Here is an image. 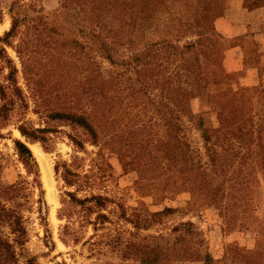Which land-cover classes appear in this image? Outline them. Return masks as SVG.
I'll use <instances>...</instances> for the list:
<instances>
[{"label":"trees","instance_id":"trees-1","mask_svg":"<svg viewBox=\"0 0 264 264\" xmlns=\"http://www.w3.org/2000/svg\"><path fill=\"white\" fill-rule=\"evenodd\" d=\"M225 1L89 0L88 4L92 3L91 13L95 16L91 19L95 27L103 28L104 19L118 18L123 31H126L120 39L128 35V25L133 24L138 30L139 26L158 17L161 21L175 20V26L168 30V35L182 37L195 33L197 38L188 39L184 45L178 43L180 38L174 42L169 36H164L156 50L161 51L160 54L148 55L145 61L137 62L139 77L146 74L143 70L153 61V56L161 63L155 60L151 64H157L166 71L156 73V81H163L162 84L166 85L164 91L167 92L169 107L165 112L167 174L175 186L183 185L193 193V197L219 209L227 225L241 219L242 225L253 228L257 235L256 246L241 255L240 264H264V213L260 214L258 209L261 202L264 203V118L260 122L255 121L258 114L252 105L253 96L241 91L245 88V70L230 69L225 61L231 41L215 27V20L222 15ZM106 5L111 8L106 9ZM116 10L120 13L118 17L112 14ZM104 11L111 14L103 15ZM20 25L18 16L13 15L10 30L0 36V125L11 121L13 113L22 115L33 102L34 111L39 113L45 124L36 127L28 120H21L17 127L28 140L40 141L46 149H52L51 135L59 132L61 124L71 127L67 136L74 151L70 159H60L55 164V171L66 187L60 209V216L67 219L64 233L77 237L78 225H92L97 230L112 222L111 214L119 210L118 217L134 223L138 230L150 228L162 222L165 216L179 211L177 207L166 206L150 214L135 212L127 216L119 191L110 192L106 188L107 182L115 181L113 166L107 159V148L102 142L107 124L100 109L103 105L101 97H104L102 90L106 89L109 77L101 71V67H97L96 62H90L85 78L69 81L76 84H73V90H76L70 93L51 91V84L46 85L44 77L39 75V63L34 60L25 42L13 44L12 38L17 35ZM226 39L229 45L223 48L222 42ZM100 41V48L107 53L111 48ZM6 45L15 47L18 53L24 86L20 84V69ZM208 45L209 49H206ZM109 53L105 56L114 61ZM165 53H169L167 59H164ZM32 68L36 71L33 72ZM141 81L147 85L146 80ZM53 94L56 98H66L61 101L60 108L47 104ZM195 99L201 103L199 113L192 110ZM211 115L215 116L217 124L212 121ZM184 116L201 132L206 160L200 148L192 146L184 139V134H180L183 125L180 121ZM14 142L20 160L34 178L33 181L20 179L9 185L0 184V264H38L36 256L26 249L28 230L24 210L34 184L40 186V171L29 145L19 138ZM88 143L100 146L98 151H93L94 156L86 147ZM38 202L42 216L45 205L42 196ZM113 204L116 207H110ZM192 225V222L176 225L174 230L179 231L187 226L185 230L188 234L178 233L166 247L159 242L152 245L135 241L132 236L118 238L115 243L122 258L136 259V264H174L188 257H201L205 264H217L208 252L201 254L191 250L188 244H181L187 241L185 235L193 232Z\"/></svg>","mask_w":264,"mask_h":264},{"label":"rangeland","instance_id":"rangeland-1","mask_svg":"<svg viewBox=\"0 0 264 264\" xmlns=\"http://www.w3.org/2000/svg\"><path fill=\"white\" fill-rule=\"evenodd\" d=\"M88 1L0 0V36L10 30L13 15L18 16L21 25L17 35L12 38L13 44L25 42L34 60L39 63V75L44 77L46 85L51 84V91L70 93L76 90H73L76 84L69 81L85 78L89 72V63L96 62L97 67H101V71L109 77L106 89L102 90L104 97H101L103 105L100 108L103 121L107 124L102 142L107 148L106 156L115 175V181L106 183L107 190L119 191L128 217L135 212L150 214L166 206L177 207L179 211L165 216L162 222L150 228L138 230L134 223L118 217L121 212L119 210L111 214L112 222L100 226L97 230L92 225H78L77 237L64 233L63 226L67 219L60 216V209L61 197L66 187L55 171V164L60 159H70L74 151V146L67 136L72 129L69 125L61 124L59 132L51 135L52 149H46L40 141L28 140L17 127L21 120H28L36 127L45 124L39 113L34 111L35 104L31 102L22 115L13 113L11 121L0 125V184L9 185L20 179L33 181L34 176L28 174L16 152V138L25 141L30 148L31 143H39L47 153V161L52 167V185L48 186L43 179L40 160L32 150L39 166L40 186L34 184L24 210L28 230L27 251L36 256L38 264H136V259L122 258L115 243L118 238L132 236L135 241L141 240L152 245L159 242L166 247L175 240L178 233L188 234L185 230L187 226L179 231L174 230L176 225L192 222L193 232L191 235H185L187 241L181 244H188L191 250L200 251L201 254L208 252L217 264H240L241 255L256 246L255 231L248 225H242L241 219L227 225L219 209L193 197V193L183 185L173 184L165 167V156L168 153L165 112L169 109L167 92L164 91L166 85L162 84L163 81H156V73L161 71L163 74L166 71L157 64H151L155 60L161 63L159 58L153 56V61L143 70L146 74L140 76L142 80H146L147 85L142 84L137 73V62L145 61L148 55L161 53L156 50L158 45L162 44V37L169 36L174 42H177L176 38H180L178 43L184 45L188 39L197 38L195 33L190 32L182 37L168 35V30L175 26V20L161 21V17H158L139 26L138 30H135V25H128V37L120 39L126 31H123L118 18L104 19L106 23L103 28L97 25L95 27L91 19V16H95L91 13L92 3L88 4ZM256 2L258 0L254 1ZM227 6L228 0L225 1L222 15ZM107 8L111 7L106 5ZM104 14L110 15L111 12L104 11ZM112 14L120 16L118 10ZM100 39L102 43L107 44V48H111L107 53L100 48ZM228 45L229 41L226 39L221 47ZM6 48L20 69V84L24 86L25 79L18 53L11 45H6ZM206 49H209V45ZM109 52L114 61L105 56ZM167 55L169 53H165L164 59H167ZM32 71L35 72L36 69L32 68ZM241 91L245 95L253 96L252 105L258 114L255 121L260 122L264 118V84L245 85ZM65 99L56 98L53 94L47 104L60 108L61 101ZM192 110L195 113L200 112L199 99L192 101ZM211 119L217 124L214 115H211ZM180 122L183 124L180 134H184V139L192 146L200 148L203 159L206 160L201 132L193 122L187 121L186 116ZM86 147L94 156L93 151H98L100 146L88 143ZM80 154L85 155L83 152ZM41 196L45 201L42 216L38 202ZM110 207L114 208L116 205ZM258 209L260 214L264 213V203L261 202ZM174 264L205 263L201 257H188Z\"/></svg>","mask_w":264,"mask_h":264},{"label":"crops","instance_id":"crops-1","mask_svg":"<svg viewBox=\"0 0 264 264\" xmlns=\"http://www.w3.org/2000/svg\"><path fill=\"white\" fill-rule=\"evenodd\" d=\"M228 0L216 29L231 40L225 61L230 69H244L247 86L264 84V0Z\"/></svg>","mask_w":264,"mask_h":264},{"label":"bare ground","instance_id":"bare-ground-1","mask_svg":"<svg viewBox=\"0 0 264 264\" xmlns=\"http://www.w3.org/2000/svg\"><path fill=\"white\" fill-rule=\"evenodd\" d=\"M30 145H31V148H32L34 154L40 160V163L42 166V171H43L42 174H43L44 181L48 184V186L52 185L51 184L52 183V167L47 161V153L42 149V147L37 142L31 143ZM51 198H53V196Z\"/></svg>","mask_w":264,"mask_h":264}]
</instances>
